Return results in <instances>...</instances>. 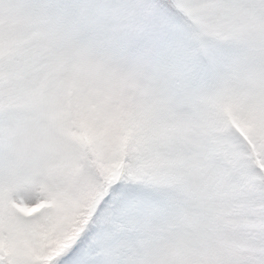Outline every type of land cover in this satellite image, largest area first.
<instances>
[{
	"label": "snow or ice",
	"instance_id": "1",
	"mask_svg": "<svg viewBox=\"0 0 264 264\" xmlns=\"http://www.w3.org/2000/svg\"><path fill=\"white\" fill-rule=\"evenodd\" d=\"M0 264H264V0H0Z\"/></svg>",
	"mask_w": 264,
	"mask_h": 264
}]
</instances>
